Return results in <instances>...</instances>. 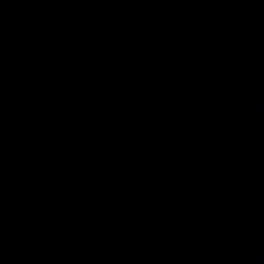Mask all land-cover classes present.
<instances>
[{"label": "water", "instance_id": "1", "mask_svg": "<svg viewBox=\"0 0 264 264\" xmlns=\"http://www.w3.org/2000/svg\"><path fill=\"white\" fill-rule=\"evenodd\" d=\"M0 264H264V0H0Z\"/></svg>", "mask_w": 264, "mask_h": 264}]
</instances>
